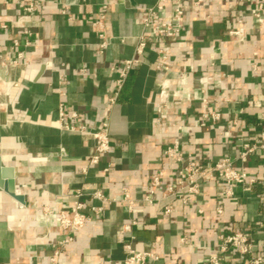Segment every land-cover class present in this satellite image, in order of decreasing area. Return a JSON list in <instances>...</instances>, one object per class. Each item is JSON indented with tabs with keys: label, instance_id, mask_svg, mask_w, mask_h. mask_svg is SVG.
Listing matches in <instances>:
<instances>
[{
	"label": "crops",
	"instance_id": "crops-1",
	"mask_svg": "<svg viewBox=\"0 0 264 264\" xmlns=\"http://www.w3.org/2000/svg\"><path fill=\"white\" fill-rule=\"evenodd\" d=\"M28 1L39 6L25 14L26 0H0V159L14 168L15 193L22 197L17 201L0 188V264H50L48 257L66 232L38 215L36 207L67 209L77 189L84 193L87 212L94 205L103 210L91 225L71 232L73 241L61 250L56 264H122L124 243L160 254L154 264H205L218 250L219 235L235 231L264 248L260 149L244 163L256 182L238 186L233 197L224 198L213 179L186 205L163 199V189L154 193L151 204L139 201L131 212L119 201L122 188L141 200L152 172L171 175L175 165L163 151L173 139L184 154L204 165L221 157L239 165L242 143L258 144L264 128V0L261 22L250 15L252 3L182 0L183 32L173 40L146 35L144 52L111 106L108 97L118 70L134 55L144 11L156 0H109L102 27L93 22L106 0ZM171 11L168 0L156 19L169 20ZM22 15L26 17L19 22ZM230 29L243 33L232 36ZM100 32L107 38L102 51ZM161 43L170 44V53L157 69ZM181 75L191 99L171 105L156 123L154 101L161 83L178 88ZM197 80L204 81V92ZM203 96L220 120L201 124ZM108 107L112 151L98 165H89L95 141L63 126L95 127ZM73 112L76 117L71 119ZM107 165L110 170L105 172ZM94 191L116 201L102 204L91 197ZM218 200L220 215L215 212ZM169 201L173 209L163 214ZM132 219L136 224L131 231L120 234V227ZM223 257L222 264H250L249 256L235 250Z\"/></svg>",
	"mask_w": 264,
	"mask_h": 264
},
{
	"label": "built area",
	"instance_id": "built-area-1",
	"mask_svg": "<svg viewBox=\"0 0 264 264\" xmlns=\"http://www.w3.org/2000/svg\"><path fill=\"white\" fill-rule=\"evenodd\" d=\"M23 7L25 14L31 13L38 9V1H28ZM168 0H156L153 6L147 7L144 11V16L141 21L142 33L137 37L136 45L134 48V55L131 58L125 59L121 67L118 70L116 78L115 90L108 97V104L111 106L114 104L120 94L122 86L133 65L138 62V57L143 54L144 49L148 43L146 35L151 37H162L163 39L173 40L183 32V2L182 0H172L171 17L167 21H160L156 19V16L161 13L165 8V3ZM201 0H195L194 4H198ZM245 3L254 4L250 8V15L257 19L259 22L263 20L261 13L263 11V4L260 0H240ZM109 0L104 1L100 5L98 12L99 18L94 21L93 24L102 27V21L106 16V11ZM22 15L18 18L19 22H22L25 18ZM101 29V28H100ZM27 33L28 31L25 30ZM242 29H230L229 35L241 36ZM101 42L99 44L100 51L107 45V38L100 32L98 34ZM28 44V43H27ZM13 45L17 46V40H13ZM157 59L156 68L160 69L169 58L170 44L161 43L157 47ZM21 53H18V57L21 58ZM1 63V62H0ZM15 63V62H14ZM178 88L172 89L167 81H163L160 85L159 91L156 93L154 108L156 113V123H159L160 117L166 114V111L171 105H178L184 101L191 99V90L186 84V79L183 75L178 79ZM201 86V92H204V81L197 80ZM202 112L201 119L202 125L205 120H211L216 122L220 120V113L218 111L210 110L208 108V101L205 96L201 98ZM109 107L102 114L101 121L95 127H88L83 125L65 124L64 129L69 131H76L79 133H87L95 141L94 152L88 158L89 165H98L101 159L112 151V141L109 137V121H108ZM63 111L60 109V115ZM76 117V113H71L70 118ZM260 120L264 122V113L260 115ZM176 128H179L174 124ZM60 127V125H59ZM260 149L264 151V128L259 133L258 144L242 143L241 150L238 154L239 165L233 163L228 157H221L217 160L210 162L209 164H202L194 159L190 154H184L179 147L178 139H173L168 143L163 151L164 157L170 159L175 167L170 176H167L162 170L152 172L148 175V189L147 194L142 197L141 200L133 199L127 188H122V196L119 199L120 202L127 206L129 212L139 201H143L151 204L154 201L153 195L159 190H162V198L178 199L183 205H186L193 201L202 191V187L206 181L217 180L222 187V195L224 198H230L234 196L235 189L238 186L250 187L256 182L254 175L249 174L244 169V163L247 162L249 155ZM110 170V166H106L103 171ZM84 171V169H83ZM163 187V188H162ZM84 193L81 189H77L73 192V202L67 209H57L51 205H41L36 207L37 214L53 220L56 225L66 232L65 236L57 242L52 254L49 255L48 261L50 264H56L57 257L61 250L69 245L73 241L71 232L84 229L91 225L93 221L100 216L103 210L102 205L90 206L89 212L85 209L84 201L82 200ZM91 197L100 201L102 204L115 202L116 199H109L103 192L94 191L91 193ZM262 205L264 206V188L261 193ZM173 209L172 202L169 201L163 207V214H169ZM215 212L220 215L222 213V201L218 200L215 206ZM136 224V221L132 219L129 223L123 224L119 232L123 234L130 232L132 226ZM264 229V221L259 224ZM220 244L218 250L212 253L205 264H222L224 261L223 255L228 250H235L239 255L249 256L250 264H264V248L255 244L249 238V236L242 231H235L228 234L219 235ZM125 251L122 259V264H154L161 260V255L152 251L151 249L136 251L131 247L129 243L123 244ZM93 264V263H84Z\"/></svg>",
	"mask_w": 264,
	"mask_h": 264
},
{
	"label": "water",
	"instance_id": "water-1",
	"mask_svg": "<svg viewBox=\"0 0 264 264\" xmlns=\"http://www.w3.org/2000/svg\"><path fill=\"white\" fill-rule=\"evenodd\" d=\"M0 188L12 196L17 201H22V197L15 193L14 168L1 164L0 159Z\"/></svg>",
	"mask_w": 264,
	"mask_h": 264
}]
</instances>
